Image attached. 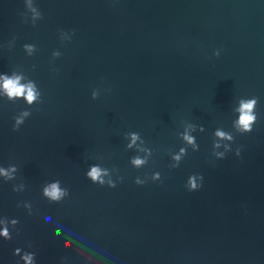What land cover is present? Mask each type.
Returning <instances> with one entry per match:
<instances>
[{
    "label": "water",
    "instance_id": "water-1",
    "mask_svg": "<svg viewBox=\"0 0 264 264\" xmlns=\"http://www.w3.org/2000/svg\"><path fill=\"white\" fill-rule=\"evenodd\" d=\"M5 229L0 264H264V0H0Z\"/></svg>",
    "mask_w": 264,
    "mask_h": 264
},
{
    "label": "clouds",
    "instance_id": "clouds-1",
    "mask_svg": "<svg viewBox=\"0 0 264 264\" xmlns=\"http://www.w3.org/2000/svg\"><path fill=\"white\" fill-rule=\"evenodd\" d=\"M3 86L7 90L8 95L10 97L20 96L25 91L24 86L19 85L17 80H13V79H5ZM26 99L30 103L35 99L34 93L31 90V88H29L27 90ZM256 99L257 98H254L253 100H251L249 102H246V103L242 102V104H241V109H240L241 115H240V118L238 121L239 130L241 132H251L252 131V125L257 119L256 115L253 114V112H252V109H253V106L255 104ZM20 122L21 121L18 120L17 124L13 125L14 130L18 128L17 125ZM220 135H223V133H220ZM218 155H222V154H218ZM237 155H239V150H237ZM135 163L139 164V163H141V161L136 160ZM87 175L90 176L93 179V181H95L100 176V171L98 168L93 167L91 169V171L87 173ZM101 183H102V181H101ZM58 184H59V182L57 181L55 183H52L50 186L45 187V189H44V194L46 196L50 197L51 200H57L58 201V200H60V198L62 196L66 195L68 192V189H66V190L60 189ZM186 186L188 187V189L190 191H192V190L198 189L201 186V184L198 185L195 182V179L190 177L188 185H186ZM0 234L4 235L6 239H10V237L8 236V233H7V229L3 230V232ZM18 251H19V249L15 250V252H18ZM73 251H74V249H73ZM15 252H14V254H15ZM31 256H32L31 253H29L28 255L25 256V259L29 262V264L31 262Z\"/></svg>",
    "mask_w": 264,
    "mask_h": 264
}]
</instances>
